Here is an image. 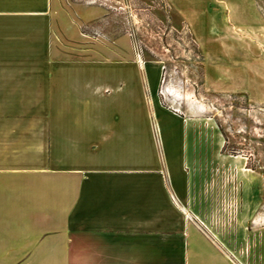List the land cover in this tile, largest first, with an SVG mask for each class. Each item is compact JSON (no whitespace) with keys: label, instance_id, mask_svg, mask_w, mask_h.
Listing matches in <instances>:
<instances>
[{"label":"crops","instance_id":"1","mask_svg":"<svg viewBox=\"0 0 264 264\" xmlns=\"http://www.w3.org/2000/svg\"><path fill=\"white\" fill-rule=\"evenodd\" d=\"M58 1L0 0V264H247L248 206L227 219L222 132L160 101L162 62L89 59L106 47L86 43ZM168 1L203 53L204 84L241 77L262 102L260 44L230 33L239 45L221 52L225 2Z\"/></svg>","mask_w":264,"mask_h":264},{"label":"rangeland","instance_id":"2","mask_svg":"<svg viewBox=\"0 0 264 264\" xmlns=\"http://www.w3.org/2000/svg\"><path fill=\"white\" fill-rule=\"evenodd\" d=\"M217 1L225 2L215 5L219 15L223 13V17L215 19L226 42L221 47L223 55H231L230 51L239 45L230 42V33L255 45L258 42L264 54V0ZM77 5L88 9V14H83L88 21L85 24L76 13ZM55 8L56 12L63 10L72 15L75 26L82 25L86 43L106 47L95 56L87 53L89 59L135 57L143 62H162L160 101L184 111L192 112L195 107L197 116L211 119L218 127L225 138L222 151L233 159V211L225 212V196L217 191L215 196L211 195L212 204H216V219L224 218L226 213L227 219L235 223L241 218L243 207L248 206L242 219L248 223L249 239L241 250L246 253L247 264H264V83L262 102L249 96H255L257 90L254 87L250 94L246 92L241 77L233 85H205L203 53L188 22L168 0H59ZM111 45L120 51L109 52ZM167 88L178 89L182 96L168 94ZM240 170H245L241 177L237 176ZM233 236L236 237L235 227Z\"/></svg>","mask_w":264,"mask_h":264},{"label":"bare ground","instance_id":"3","mask_svg":"<svg viewBox=\"0 0 264 264\" xmlns=\"http://www.w3.org/2000/svg\"><path fill=\"white\" fill-rule=\"evenodd\" d=\"M167 92H168V94L169 93L175 94L178 97L182 96V94L180 93V91L178 89L167 88Z\"/></svg>","mask_w":264,"mask_h":264}]
</instances>
